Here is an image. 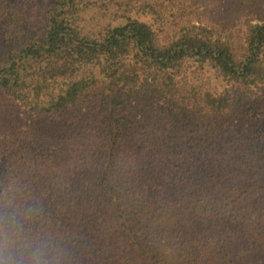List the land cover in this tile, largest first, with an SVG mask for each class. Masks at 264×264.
Returning <instances> with one entry per match:
<instances>
[{
  "label": "trees",
  "instance_id": "16d2710c",
  "mask_svg": "<svg viewBox=\"0 0 264 264\" xmlns=\"http://www.w3.org/2000/svg\"><path fill=\"white\" fill-rule=\"evenodd\" d=\"M0 264H264V0H0Z\"/></svg>",
  "mask_w": 264,
  "mask_h": 264
}]
</instances>
